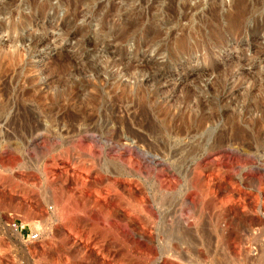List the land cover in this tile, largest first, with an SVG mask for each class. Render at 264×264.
<instances>
[{"label": "rangeland", "instance_id": "1", "mask_svg": "<svg viewBox=\"0 0 264 264\" xmlns=\"http://www.w3.org/2000/svg\"><path fill=\"white\" fill-rule=\"evenodd\" d=\"M28 1L0 0V264H264V0Z\"/></svg>", "mask_w": 264, "mask_h": 264}, {"label": "bare ground", "instance_id": "2", "mask_svg": "<svg viewBox=\"0 0 264 264\" xmlns=\"http://www.w3.org/2000/svg\"><path fill=\"white\" fill-rule=\"evenodd\" d=\"M6 1V3H7V0H5ZM10 1V0H9ZM17 1V0H16ZM27 1V0H26ZM231 1V5H232V8H230V10L231 11H229V12H227V16H228V18L232 21V22H237L241 17H242V14H243V12L245 11V7H246V5H245V0H230ZM24 2V1H23ZM40 2V1H39ZM60 2V1H59ZM215 2V1H214ZM219 1H217L216 2V5L218 6L219 5V3H218ZM2 3V2H1ZM17 3V2H16ZM28 3L31 5V6H34V5H36V3H35V0H29L28 1ZM46 3H47V1L46 0H44L42 3L40 2L39 4H38V8H39V10L41 11V10H43V8L46 6ZM263 3V2H262ZM5 4V3H4ZM15 4V3H14ZM67 4H69V3H67ZM86 4V3H85ZM220 4H221V2H220ZM224 4V3H223ZM17 6V5H16ZM199 6V5H198ZM197 6V7H198ZM257 6V5H256ZM37 7V6H36ZM68 7H70V6H68ZM231 7V6H230ZM260 7V6H259ZM9 8V7H8ZM175 8V7H174ZM200 8V7H199ZM249 8V7H248ZM9 10V9H8ZM78 10V9H77ZM191 10V9H190ZM193 10V9H192ZM210 10V9H209ZM229 10V9H228ZM251 10V9H250ZM220 11V10H219ZM204 12V11H203ZM246 12V11H245ZM11 13V12H10ZM247 13V12H246ZM223 14V13H222ZM207 15V14H206ZM209 15H211V14H209ZM261 16V15H260ZM202 17V16H201ZM259 17V16H258ZM198 18V17H197ZM191 19V18H190ZM213 19V18H212ZM215 20V19H214ZM207 21V20H206ZM252 21V20H251ZM160 22V21H159ZM202 22V21H201ZM207 23V22H206ZM208 27V26H207ZM194 32V31H193ZM196 33V32H195ZM180 36V35H179ZM195 37V36H194ZM176 39V38H175ZM19 40V39H18ZM202 40V39H201ZM34 42H37V41H34ZM1 51H2V49H1ZM5 59V58H4ZM124 71V70H123ZM3 72H5V71H3ZM6 77V76H5ZM248 77V76H247ZM250 78V77H249ZM248 79V78H247ZM4 91V90H3ZM2 93V92H1ZM1 99V98H0ZM8 100V99H7ZM6 104H5V102H0V113H6V111H7V109H6V106H5ZM140 109V108H139ZM258 122H260V124H261V121H258ZM259 125V124H258ZM233 128H235V126L233 127ZM241 128V127H240ZM242 129V128H241ZM252 129V128H251ZM235 130V129H234ZM243 130H244V128H243ZM258 131V130H257ZM246 132H248L249 133V130H247V131H245V132H243V131H241L240 129H238V130H236V131H234L233 133H232V135H231V137H232V141H235V140H238V142L240 143H243L242 141H244V143H245V141L249 144V145H251L248 141H247V139H248V134L246 133ZM250 132H252V130H250ZM262 132H264V130L262 131ZM224 135V134H223ZM252 135H255L254 133L252 134ZM258 135V134H257ZM261 136H262V134H261ZM263 136H264V134H263ZM262 136V137H263ZM230 138V137H229ZM235 139V140H234ZM255 139V138H254ZM260 139V138H259ZM223 140V139H222ZM221 140V141H222ZM249 140V139H248ZM231 141V142H232ZM260 141H261V139H260ZM237 142V141H236ZM237 142V143H238ZM254 142V141H253ZM259 140H256V147H258L260 144L259 143H261V142H259ZM236 143V144H237ZM243 143V144H244ZM224 144V143H223ZM233 144V143H232ZM254 144H255V142H254ZM240 145V144H239ZM244 146V145H243ZM218 147V146H217ZM248 147V146H247ZM250 147V146H249ZM255 147V148H256ZM250 149H253L252 148V146H251V148ZM259 149V148H258ZM258 149H257V151H258ZM251 151V150H250ZM239 215V214H238Z\"/></svg>", "mask_w": 264, "mask_h": 264}, {"label": "built area", "instance_id": "3", "mask_svg": "<svg viewBox=\"0 0 264 264\" xmlns=\"http://www.w3.org/2000/svg\"><path fill=\"white\" fill-rule=\"evenodd\" d=\"M22 227H23V226H22ZM22 227H21V229H23ZM24 234H25V232H24V230H23L22 235H24ZM26 234H27V236H29L30 238H33V239L38 238V236H39L38 229H35V230H29V232L26 233Z\"/></svg>", "mask_w": 264, "mask_h": 264}]
</instances>
